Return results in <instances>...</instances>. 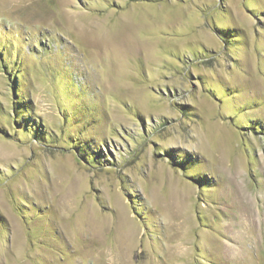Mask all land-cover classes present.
Here are the masks:
<instances>
[{
    "label": "rangeland",
    "instance_id": "rangeland-1",
    "mask_svg": "<svg viewBox=\"0 0 264 264\" xmlns=\"http://www.w3.org/2000/svg\"><path fill=\"white\" fill-rule=\"evenodd\" d=\"M0 52V264H264V0H0Z\"/></svg>",
    "mask_w": 264,
    "mask_h": 264
},
{
    "label": "trees",
    "instance_id": "trees-1",
    "mask_svg": "<svg viewBox=\"0 0 264 264\" xmlns=\"http://www.w3.org/2000/svg\"><path fill=\"white\" fill-rule=\"evenodd\" d=\"M3 52H0V55L2 54ZM5 56H2L1 60L2 62L4 63V68L7 69V72H10L11 70V67L5 62ZM255 123H252L250 125V129H244V131H248V132H252V131H256V132H261L262 134L264 133L263 131V128H264V121L263 123H261V125L259 123H257L256 121H254ZM27 127L28 129H30V131H33L34 130V126L32 124H27ZM77 155H78V152H77Z\"/></svg>",
    "mask_w": 264,
    "mask_h": 264
}]
</instances>
